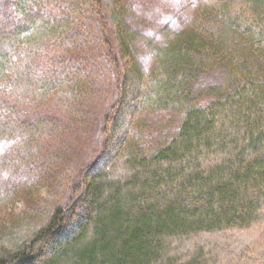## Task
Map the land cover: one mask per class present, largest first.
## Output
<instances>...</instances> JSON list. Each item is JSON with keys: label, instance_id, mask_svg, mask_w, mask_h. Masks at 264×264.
I'll use <instances>...</instances> for the list:
<instances>
[{"label": "trees", "instance_id": "trees-1", "mask_svg": "<svg viewBox=\"0 0 264 264\" xmlns=\"http://www.w3.org/2000/svg\"><path fill=\"white\" fill-rule=\"evenodd\" d=\"M106 1L0 0V177L17 181L0 182V207L25 206L0 208V264H264V0H197L174 29ZM94 50L116 106L94 161L62 173L67 138L89 129L96 89L75 70L96 69ZM141 112L172 113L173 132L148 142Z\"/></svg>", "mask_w": 264, "mask_h": 264}, {"label": "rangeland", "instance_id": "rangeland-1", "mask_svg": "<svg viewBox=\"0 0 264 264\" xmlns=\"http://www.w3.org/2000/svg\"><path fill=\"white\" fill-rule=\"evenodd\" d=\"M8 1V0H7ZM106 1V0H104ZM151 5V11H144V5L146 4L145 2H148ZM197 0H126V2H129L127 4L128 8L130 10H132L133 12L136 13V15L138 17H145L146 19L149 18L151 19L152 23L157 24L158 26H160L161 24H163V22L168 23L169 28H175L176 26H178V24H180L179 22H181L180 19L182 20H186L189 19L193 16H191L193 13V8L195 3ZM5 2V1H3ZM108 2V1H106ZM126 6V5H123ZM146 6V5H145ZM154 8V9H153ZM167 14H162L163 11ZM91 11V10H89ZM88 11V12H89ZM10 12V11H9ZM90 13V12H89ZM2 16V13H0ZM45 15V14H43ZM93 17L92 21L90 22H85L86 23V27H89L91 30H93L92 32H90L91 36L88 38L89 41L93 44L94 41H96V45L97 47L99 46L97 44L98 40H99V29L97 26V22L94 21V14H92ZM0 16V21L2 20V17ZM46 16V15H45ZM89 18V17H87ZM140 19V18H139ZM180 21H179V20ZM137 20V19H136ZM89 23V24H88ZM94 23V26H93ZM78 24H80V29L81 31H84V21H80ZM93 26V29H92ZM134 29V28H132ZM145 30V29H144ZM88 32V30H86ZM0 32H2V29L0 28ZM149 32H142V35L146 38L150 37V35L152 36V34H148ZM91 43H89V46L92 45ZM94 46V44H93ZM0 48H1V52L0 54L2 55V52L7 54V51H9L10 46L7 45V43L4 42H0ZM8 48V49H7ZM144 48V47H143ZM90 49H86V44L81 46V51L82 54L86 53V51H88ZM104 51L101 50H94L93 52V60L91 63L92 66H95V70H84V72H81L80 70H75V72H77L78 78H80L81 76H87L89 74V79H91L92 83L94 81L93 87L96 89V95H93L94 98V102H92L88 107L90 108V114L88 115L90 117L89 120V129L86 132H81L79 130L78 135L73 134L71 136H69L67 138V143H69L70 145V149H68V151L66 153L63 152V156H62V160L60 162H58L56 164V166H58L59 170H62V173H65L68 171H77L79 170L80 165L82 166V164H90L92 163V161H94V159L98 156L99 154V148L101 147V140L102 137H100V131L99 129L97 130L98 126L101 125V118L104 114H106L109 109L111 108V106H116V103L114 101L115 97L113 98V95H111V91L113 92V86H112V79L109 78V74L110 73V68H109V64L107 63V57H105ZM9 53V52H8ZM44 54V53H42ZM100 54H103L104 56H101ZM98 55L100 56V58L98 57ZM87 57H90V55H86ZM95 56V57H94ZM40 57L41 55L38 56V61H40ZM104 57V58H103ZM91 58V57H90ZM147 61L146 59L143 60V58L140 59V62L142 63V65L144 66V62ZM88 62V60H87ZM35 63V62H33ZM42 63V61H41ZM32 64V63H31ZM30 64V65H31ZM38 64V63H37ZM45 65V64H44ZM32 69H30L29 71H31L30 75H33L34 77L36 76V74H34L36 72L35 66ZM51 67L47 70V68H45V70H43L42 72H39V74L37 73V76H39V78L37 79V82H42V80H44V78L47 79V81H49V76L46 74L47 73H51V71L55 70L56 72H60L58 71V68H53L52 64L50 65ZM75 69V68H74ZM38 71V70H37ZM46 71V72H45ZM23 74V72H22ZM45 75V76H44ZM33 76L31 78H33ZM59 79H61L59 76H56V81H58ZM111 79V80H110ZM55 80V79H54ZM62 80V79H61ZM64 83L66 82V80H62L61 82ZM36 81H33V84ZM60 82V83H61ZM39 83V85H40ZM67 86L69 87V83ZM108 85L109 86V99L108 101H104L103 104L101 102V100H106L108 98V91L107 88L102 87V85ZM59 93V91H56L54 93H49L48 97L49 99L57 96ZM19 94V93H17ZM62 94V93H61ZM116 96V95H115ZM25 99V104L28 105V108L30 110L29 114L31 113V115H35V117L37 118H44V114H46V112L48 111V102L47 100H39V98L37 99V94L36 91H34L33 93L30 92L28 93V95L24 98ZM113 100V102H112ZM116 100V99H115ZM51 104V102H50ZM47 110V111H46ZM50 114V113H49ZM52 115V114H50ZM127 116V115H126ZM128 117V116H127ZM126 117V120H127ZM37 118V123L40 124L43 121H45L46 119L44 118L39 119ZM97 120V123L96 121ZM139 120V123H144L145 125H147V127L149 128L148 130V136H146V140H148V142H156L159 141V139H161L163 136L169 134L170 132H173L174 130V123H175V116L172 113H161V114H152L150 112H141L137 119ZM37 124V125H38ZM126 124V123H124ZM133 122H132V126H133ZM134 129V126L131 128ZM130 132H132L130 130ZM38 134V133H37ZM121 135V134H120ZM42 137V139H45L43 136H41V134L39 133V138L40 139ZM139 137V133H137V131H133V138L134 140H138ZM53 144L52 146H50L49 148H47L48 152H59V148H60V142L56 139L55 137H53ZM31 140V139H30ZM28 141V139H27ZM30 142V141H28ZM115 142V141H114ZM46 144L47 142H45V140L40 141V143L38 144V146H41ZM31 144V142H30ZM60 144V145H58ZM15 146H17V144H15ZM49 146V145H48ZM59 146V147H58ZM46 149V147H45ZM63 150V149H62ZM64 151V150H63ZM107 157H104V159L102 160V163L105 162V160H107ZM53 165V162H52ZM101 165V163H100ZM53 167V166H52ZM51 166H46L42 171H44V176L47 174V169H54V167L52 168ZM42 174V175H43ZM43 176V177H44ZM41 177V176H40ZM6 178L4 175H2L0 177V182L5 185V187L9 188L10 186H12L14 183H17V181L12 180V177ZM8 180V181H6ZM21 181H25L24 178H22ZM12 204V203H11ZM10 204V205H11ZM9 204L6 207L10 206ZM14 206H11V208L13 207V209L17 210V213L20 212V210H22L25 206L22 202L17 203V204H12ZM5 205L1 206L0 208L2 209L1 212L4 214V210H5ZM6 212V210H5ZM1 213V214H2ZM3 218L2 216H0V224H3Z\"/></svg>", "mask_w": 264, "mask_h": 264}]
</instances>
